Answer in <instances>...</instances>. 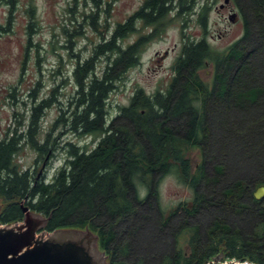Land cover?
I'll list each match as a JSON object with an SVG mask.
<instances>
[{
    "label": "trees",
    "instance_id": "1",
    "mask_svg": "<svg viewBox=\"0 0 264 264\" xmlns=\"http://www.w3.org/2000/svg\"><path fill=\"white\" fill-rule=\"evenodd\" d=\"M2 1L10 8L0 35L11 29L15 0ZM88 1L82 21L97 29L98 17L109 6ZM197 1L142 0L88 55H77L73 90L45 129L42 120L57 101L56 87L41 98L33 89L26 120L0 132V192L10 197L28 188L23 203L44 208V214L56 204L46 217L48 228L84 223L96 210L88 223L97 224L103 249L111 248L107 264H204L222 239L226 257L264 262V196L253 195L254 187L264 184V0H233L243 31L223 52L214 50L205 35L184 36V20L195 13ZM200 9L206 32L207 8ZM26 11L23 63L36 25L34 7ZM174 19L180 21L182 40L170 80L152 92L136 87L128 103L112 114L110 93L139 63L145 45ZM80 26L71 32L62 27L71 44V37L83 34ZM208 59L210 83L198 75ZM62 133L89 136L92 143L80 145ZM189 146L200 152L191 173V204L179 202L165 210L159 183L169 173L188 178L184 158ZM25 148L35 153L32 165L19 161ZM59 150L63 160L48 177L46 168ZM39 161L46 164L41 172ZM21 212L19 201L12 199L0 207V219ZM150 223L154 231L146 229ZM184 229L190 232L187 250L177 241Z\"/></svg>",
    "mask_w": 264,
    "mask_h": 264
},
{
    "label": "rangeland",
    "instance_id": "2",
    "mask_svg": "<svg viewBox=\"0 0 264 264\" xmlns=\"http://www.w3.org/2000/svg\"><path fill=\"white\" fill-rule=\"evenodd\" d=\"M141 1L101 0V7L108 9L109 6V12L106 14L105 10L102 11V15L98 17V27L94 29L87 23L84 25L82 21V13L85 10L88 11L91 6L88 0L86 2L78 0L76 5L73 0H15L12 8L11 29L0 35V132L7 126L13 127L18 125L19 121L26 120L29 108L35 99L31 95L33 89L36 97L41 98L47 96L52 87H56L57 101H54L42 120V127L45 129L55 118L59 106L67 103L73 90L71 70L77 55L80 58L88 55L92 45L99 41L101 36L107 35L117 21L123 20L134 11ZM223 2L224 0H198L195 13L184 20L186 23L184 36L205 35L214 50L225 51L228 45L241 35L243 23L241 13L234 1L230 0L227 7L220 9L219 5ZM28 6H33L35 9L36 25L31 37L32 45H29L28 54L23 63ZM200 7L207 8L206 32L199 23ZM9 8L8 3L3 1L0 3V22H5ZM233 12L235 15L233 19H230L229 16ZM64 25L69 32L80 26L83 34L71 37V44L62 29ZM181 29L178 19L171 20L160 36L145 45L139 63L128 70L124 79L118 82L109 95V110L112 114L119 105L128 103L136 87L152 92L166 86L172 75L171 64L180 50ZM141 30L130 34L125 38V42L133 40ZM100 64L98 63V68ZM198 75L202 80L210 83L212 78L210 59L204 67L199 69ZM61 137L76 140L80 145L92 143L91 138L84 135L74 136L70 133H62ZM20 153L22 155L19 156V161L24 165H32L35 153L29 148L23 149ZM199 154V149L195 146H189L186 149L184 162L189 165L191 171L186 180H182L183 173L180 174L181 178L169 173L161 179L159 201L165 210L171 209L179 202L191 204L193 197V189L190 185L191 173L199 161ZM63 156L64 152L59 150L53 157L46 168L48 177L63 160ZM45 166L46 164L41 165L39 161L38 164L36 163V170L41 172ZM152 224H148L146 229L154 231ZM189 233L184 229L177 237L178 246L184 250L189 249ZM143 246L147 245L143 243ZM152 247L158 249L155 245ZM144 251L149 253V250ZM219 253L222 255L216 263L227 258L223 250L218 251L217 254Z\"/></svg>",
    "mask_w": 264,
    "mask_h": 264
},
{
    "label": "water",
    "instance_id": "3",
    "mask_svg": "<svg viewBox=\"0 0 264 264\" xmlns=\"http://www.w3.org/2000/svg\"><path fill=\"white\" fill-rule=\"evenodd\" d=\"M228 0H224L227 2ZM235 13L229 17L233 19ZM24 194L8 197L0 192V207L7 201L17 199L22 212L6 220L0 219V264H107L111 248L103 249L96 223L62 222L52 228L45 226L46 217L43 209H37L23 203ZM255 198L264 196V184H259L253 191ZM42 226V227H41ZM211 253L207 264H264L252 259H232L230 256L217 262L224 250V243ZM106 261V262H105ZM236 261V262H235Z\"/></svg>",
    "mask_w": 264,
    "mask_h": 264
},
{
    "label": "flooded vegetation",
    "instance_id": "4",
    "mask_svg": "<svg viewBox=\"0 0 264 264\" xmlns=\"http://www.w3.org/2000/svg\"><path fill=\"white\" fill-rule=\"evenodd\" d=\"M230 0H228L227 2H225V3H221L220 5H219V8L220 9H223V8H225V7H227L228 5H229V2ZM235 13V12H234ZM166 52V51H165ZM222 254V253H221Z\"/></svg>",
    "mask_w": 264,
    "mask_h": 264
},
{
    "label": "bare ground",
    "instance_id": "5",
    "mask_svg": "<svg viewBox=\"0 0 264 264\" xmlns=\"http://www.w3.org/2000/svg\"><path fill=\"white\" fill-rule=\"evenodd\" d=\"M236 262V261H235Z\"/></svg>",
    "mask_w": 264,
    "mask_h": 264
}]
</instances>
